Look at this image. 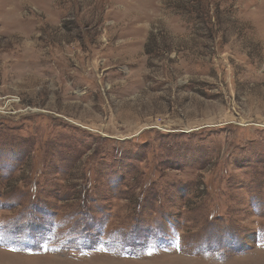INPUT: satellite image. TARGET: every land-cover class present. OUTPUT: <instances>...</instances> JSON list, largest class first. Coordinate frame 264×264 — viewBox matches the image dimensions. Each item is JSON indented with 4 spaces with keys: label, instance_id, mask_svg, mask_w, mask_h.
<instances>
[{
    "label": "rangeland",
    "instance_id": "1",
    "mask_svg": "<svg viewBox=\"0 0 264 264\" xmlns=\"http://www.w3.org/2000/svg\"><path fill=\"white\" fill-rule=\"evenodd\" d=\"M0 264H264V0H0Z\"/></svg>",
    "mask_w": 264,
    "mask_h": 264
},
{
    "label": "trees",
    "instance_id": "2",
    "mask_svg": "<svg viewBox=\"0 0 264 264\" xmlns=\"http://www.w3.org/2000/svg\"><path fill=\"white\" fill-rule=\"evenodd\" d=\"M149 178V177H148ZM91 179V178H89ZM95 180V178H93ZM84 180H88V178L86 176H84ZM30 182V181H29Z\"/></svg>",
    "mask_w": 264,
    "mask_h": 264
}]
</instances>
